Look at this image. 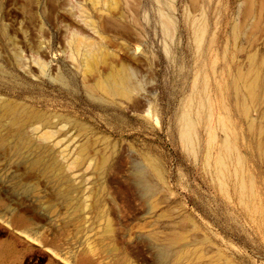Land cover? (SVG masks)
<instances>
[{
    "label": "rangeland",
    "instance_id": "374dc122",
    "mask_svg": "<svg viewBox=\"0 0 264 264\" xmlns=\"http://www.w3.org/2000/svg\"><path fill=\"white\" fill-rule=\"evenodd\" d=\"M263 59L264 0H0V264H264Z\"/></svg>",
    "mask_w": 264,
    "mask_h": 264
},
{
    "label": "bare ground",
    "instance_id": "6f19581e",
    "mask_svg": "<svg viewBox=\"0 0 264 264\" xmlns=\"http://www.w3.org/2000/svg\"><path fill=\"white\" fill-rule=\"evenodd\" d=\"M166 22H167V25H168L167 28L169 29L170 26H171V21L168 19ZM89 53L91 54V56H89V57H90V59H92V57H94L93 50L89 49ZM262 61H263V67L262 68L255 69V70H250L248 72V85L247 86L249 87V89L251 91L250 94L253 93L252 96H254V92H257V89H259L262 86H264V59ZM239 76H241V75H239ZM101 86L105 87V89L110 91V92L118 93V95L127 93L133 86L130 73L127 70V66L126 67H122V68L112 69L110 71L107 79L102 82ZM94 91H95V89H94ZM263 98H264V96H263ZM3 107H4V110H7L10 107H11V109H13V106H11V104L9 102H5ZM19 112H20V115L18 116L19 118H17L18 121L16 122V124H17V127H16L17 129L16 130L19 133H21V135L19 137L20 142L21 143L22 142L26 143L25 142L26 138H25V134H24V131H23L25 129V127L27 125H29L34 120H41V121H43V123H46L48 121V119L44 115L39 114L37 112H33L31 109H28V108H25V107L22 108L21 110H19ZM80 150H81V152H79V154L81 155V158H83L84 155H85V152L87 150V145L84 144L81 147ZM35 166L43 167L45 173H50L51 172L50 167L45 166L44 163L42 161H40V159L38 161H36ZM155 203H156V201H155ZM107 228H108V230L110 229L109 225L107 226Z\"/></svg>",
    "mask_w": 264,
    "mask_h": 264
}]
</instances>
